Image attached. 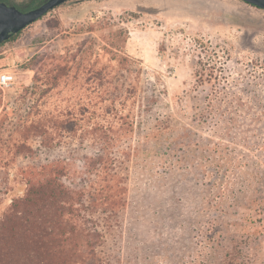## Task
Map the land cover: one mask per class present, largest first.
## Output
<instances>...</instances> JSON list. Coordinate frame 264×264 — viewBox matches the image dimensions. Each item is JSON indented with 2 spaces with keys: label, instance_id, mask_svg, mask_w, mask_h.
<instances>
[{
  "label": "rangeland",
  "instance_id": "rangeland-1",
  "mask_svg": "<svg viewBox=\"0 0 264 264\" xmlns=\"http://www.w3.org/2000/svg\"><path fill=\"white\" fill-rule=\"evenodd\" d=\"M112 32L128 69L103 49ZM4 72L15 81L0 89V227L14 233L0 237V264H264V11L239 0H69L0 44ZM145 81L162 94L164 126L150 140L134 134L106 175L88 173L83 158L96 150L81 131L111 122L114 95L132 82L142 93ZM41 118L73 133L53 148L22 138ZM23 169L74 199L68 226L54 200L32 209L53 232L45 245L8 218L28 189Z\"/></svg>",
  "mask_w": 264,
  "mask_h": 264
},
{
  "label": "trees",
  "instance_id": "trees-1",
  "mask_svg": "<svg viewBox=\"0 0 264 264\" xmlns=\"http://www.w3.org/2000/svg\"><path fill=\"white\" fill-rule=\"evenodd\" d=\"M1 1L9 5L7 3L8 0ZM44 1L45 0H32L26 8L17 9L28 11L42 4ZM18 34L12 35L9 40H14ZM110 34L111 36L108 40L109 48H103L104 51L112 55V58L117 63L118 70L128 69V65H130L131 62H129L128 58L123 54L120 46L116 42L115 34H117V32H112ZM118 35L122 36L124 33L121 31L118 32ZM133 71L135 70L133 69ZM144 83L142 93H135L137 90V83L132 82L129 84V89L131 90L130 95L123 99L120 96L114 95V98L112 99L114 110L112 120H110L111 122L106 121L105 124L106 118H101V121L95 124L94 129H84L81 131L79 135V143L82 144L84 141L91 139V146L96 150L94 154L83 158V166L88 173L98 172L100 176L106 175V172L110 171V165L112 159L115 158V155L129 158V149L127 152H119V148L121 145L126 144L134 134L142 133L146 140H150L153 135L157 134L155 132H158L159 129L164 126L162 125L164 122H162V119L159 116V110L165 106V102L157 83L155 81H145ZM135 104H138V112L133 113L128 111L124 114V110H129L130 106L131 109H134ZM71 133H73V130L58 127V121L56 119L48 120L46 118H41L34 124L23 129L22 138H24L26 134H30L44 148H53L55 146H60L63 139L66 136L69 137ZM17 148H20L22 153H25L23 151H27L28 149L24 144H20ZM115 149L116 151H114ZM65 165L64 161L56 162L58 168L57 173L64 172L66 169ZM38 169L39 173L37 175L39 176L47 171L45 166H40ZM21 171V175L25 179L28 189L23 198L14 202L8 218L17 219L16 223L21 225L33 238L39 239L42 245H45V239L50 238L53 232L49 231L48 220L45 217H43L38 224H35L33 217L29 218L32 209L38 206L44 208L49 204L52 205L54 202H51V200H54L55 205L57 206V213L54 215V218L60 220L61 223L63 222L64 226H68L66 221H62L63 215L65 214V211H68V208L74 204V199L72 194L68 192V189L59 181L47 177L35 182L36 176L34 171H28L27 169ZM48 171L50 175L51 173H54L55 176L58 175L56 172H53V169ZM52 193L57 194L58 197L54 199L53 195L52 197L50 196ZM92 203L95 204L94 201H92ZM110 205L112 206V209L121 207L122 198L118 197L117 199H113L110 202ZM2 227L3 226L0 228ZM8 228L10 235L14 233V227H7L6 230V226H4L1 232L2 235L0 236L2 240L7 239L6 232L8 231ZM15 233L17 234L16 229Z\"/></svg>",
  "mask_w": 264,
  "mask_h": 264
},
{
  "label": "water",
  "instance_id": "water-1",
  "mask_svg": "<svg viewBox=\"0 0 264 264\" xmlns=\"http://www.w3.org/2000/svg\"><path fill=\"white\" fill-rule=\"evenodd\" d=\"M67 1L69 0H46L41 5L24 12L0 0V44ZM239 1L264 11V0Z\"/></svg>",
  "mask_w": 264,
  "mask_h": 264
},
{
  "label": "built area",
  "instance_id": "built-area-1",
  "mask_svg": "<svg viewBox=\"0 0 264 264\" xmlns=\"http://www.w3.org/2000/svg\"><path fill=\"white\" fill-rule=\"evenodd\" d=\"M15 81L13 74L9 72H4L0 74V89L5 90L9 88Z\"/></svg>",
  "mask_w": 264,
  "mask_h": 264
},
{
  "label": "flooded vegetation",
  "instance_id": "flooded-vegetation-1",
  "mask_svg": "<svg viewBox=\"0 0 264 264\" xmlns=\"http://www.w3.org/2000/svg\"><path fill=\"white\" fill-rule=\"evenodd\" d=\"M45 1H46V0H45ZM45 1H44V2H45ZM40 5H41V4H40ZM38 6H39V5H38ZM36 7H37V6H36ZM34 8H35V7H34ZM32 9H33V8H32ZM24 12H25V11H24Z\"/></svg>",
  "mask_w": 264,
  "mask_h": 264
}]
</instances>
